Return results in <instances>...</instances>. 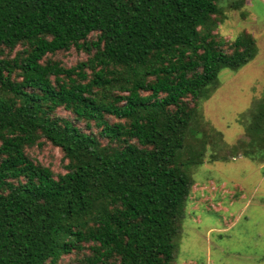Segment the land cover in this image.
<instances>
[{
    "label": "trees",
    "instance_id": "16d2710c",
    "mask_svg": "<svg viewBox=\"0 0 264 264\" xmlns=\"http://www.w3.org/2000/svg\"><path fill=\"white\" fill-rule=\"evenodd\" d=\"M225 3L0 0V264H174L209 150L200 103L258 53L216 33ZM72 49L89 58L51 57ZM246 131L233 153L258 157L264 102ZM45 142L64 173L28 155Z\"/></svg>",
    "mask_w": 264,
    "mask_h": 264
},
{
    "label": "rangeland",
    "instance_id": "374dc122",
    "mask_svg": "<svg viewBox=\"0 0 264 264\" xmlns=\"http://www.w3.org/2000/svg\"><path fill=\"white\" fill-rule=\"evenodd\" d=\"M233 1L223 4L216 33L227 41L250 33L258 53L239 69H224L209 99L200 103L209 150L203 165L190 169L194 184L174 264H264V153L253 158L233 153L237 143L250 141L246 129L264 102V0H245L239 9L230 8ZM51 57L72 67L89 54L72 49ZM56 113L70 116L64 109ZM211 144L217 156L228 160L212 161ZM27 153L55 174L65 172L64 154L51 143ZM77 258L75 253L65 255L62 263L76 264Z\"/></svg>",
    "mask_w": 264,
    "mask_h": 264
}]
</instances>
